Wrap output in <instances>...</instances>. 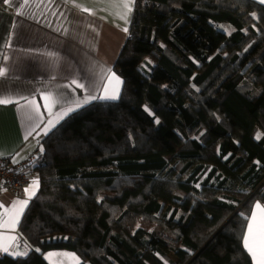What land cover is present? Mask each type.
<instances>
[{
  "label": "trees",
  "instance_id": "obj_1",
  "mask_svg": "<svg viewBox=\"0 0 264 264\" xmlns=\"http://www.w3.org/2000/svg\"><path fill=\"white\" fill-rule=\"evenodd\" d=\"M114 70L119 100L44 139L20 225L29 253L0 264H51L55 251L81 264H253L242 238L264 204V5L138 0Z\"/></svg>",
  "mask_w": 264,
  "mask_h": 264
},
{
  "label": "crops",
  "instance_id": "obj_2",
  "mask_svg": "<svg viewBox=\"0 0 264 264\" xmlns=\"http://www.w3.org/2000/svg\"><path fill=\"white\" fill-rule=\"evenodd\" d=\"M75 3L93 14L74 7L72 2L66 0H51V3L43 0L38 8H25L24 15L16 14L20 0H11L6 10H0V68L6 69V75L0 77V98L20 101L19 104L0 105V158L7 157L16 164L27 163L35 153L40 151L42 155L44 139L69 116L94 102L117 101L120 98L123 81L115 73L114 66L130 38L138 0H135L127 22L115 14L122 10L114 8L112 0H75ZM124 28L128 29L127 32ZM9 43L11 47H6ZM112 73L122 81L119 98L102 100L99 97L103 95ZM73 80L85 87L77 88L72 84ZM42 94L59 98L60 103L53 107V113L62 112L68 107L75 108V111L55 122L47 134L45 128L50 120H54V116L44 108ZM91 96L97 98L76 108L77 100L83 101ZM23 97L37 101L43 113L42 121L29 118L34 114L30 108L21 107L27 103ZM26 173L30 177L27 187L32 180L38 179L39 188L24 209L15 231L0 229L4 235L17 237V244L22 219L40 189L39 176L27 168ZM3 189L0 204L5 208L18 199H27L26 195L16 197L8 188ZM257 203L264 206L261 202ZM2 212L3 209H0ZM13 250L10 248V251ZM4 253L15 258L22 257Z\"/></svg>",
  "mask_w": 264,
  "mask_h": 264
},
{
  "label": "snow or ice",
  "instance_id": "obj_3",
  "mask_svg": "<svg viewBox=\"0 0 264 264\" xmlns=\"http://www.w3.org/2000/svg\"><path fill=\"white\" fill-rule=\"evenodd\" d=\"M11 0H4L5 4H9ZM66 2H72L73 6L76 8H80L82 11L89 12V14H93L89 9L83 8L80 4L75 3V0H66ZM258 3L264 4V0H257ZM43 3V0H20V4L18 5L17 15H24V9H31L33 7H40ZM51 3V0H49ZM135 0H112V6L116 9H121L122 11H117L115 14L118 18L125 20L127 22L128 16L131 14L133 10V5ZM255 18V14H253ZM127 32V28L123 29ZM6 47H11V44H7ZM7 59V57H5ZM6 75V69L0 68V77H4ZM122 81L119 80V77L112 73L108 78V83L103 89V95L99 98L102 100H116L119 98V85ZM72 84L77 88L83 89L85 86L83 84L78 83L76 80L72 81ZM67 87V86H66ZM97 97L91 96L86 97L83 101L77 100L76 108L81 107L83 104L89 103L91 100L96 99ZM23 99L27 102L25 105H21L24 108H30L31 112L34 116H30L29 118H39L41 121L43 120V113L40 111V105L37 103L35 99H29L27 97H23ZM42 99L44 100V108L47 109L49 115L54 116V120H50L48 122V126L45 128V134L47 131L55 126V122L62 119L68 113L75 111V108L68 107L64 111L59 113H53V107L60 103L59 98L53 97L51 94H42ZM11 103L19 104V100H12L11 98H0V105H8ZM147 110V109H146ZM159 123V121H157ZM39 125H37L38 127ZM259 139V136H257ZM14 163L16 161H13ZM39 188V180L34 179L31 181L30 185L24 189L25 195L27 199L16 200L14 201L10 207L5 208L3 204H0V209H3V212L0 213V229H5L8 232H14L16 226L20 221V217L23 215L24 209L28 206L29 201L35 195L36 191ZM6 191V189H3ZM249 220V223L246 226V234L243 236V246L245 250L249 253L254 261V264H264V206L260 203L255 205V211L252 212L250 217H246ZM17 237L12 235H4L0 233V251L6 252L10 255L14 256H25L26 252L19 251L20 245L16 243ZM10 248H14L15 250L10 251ZM37 251H39L37 249ZM76 264H79L78 258H76Z\"/></svg>",
  "mask_w": 264,
  "mask_h": 264
},
{
  "label": "built area",
  "instance_id": "obj_4",
  "mask_svg": "<svg viewBox=\"0 0 264 264\" xmlns=\"http://www.w3.org/2000/svg\"><path fill=\"white\" fill-rule=\"evenodd\" d=\"M7 4L4 3V0H0V10H6ZM41 156V153L37 152L35 155H32L27 163L16 164L11 159L7 157L0 158V195L3 188H8L13 195L20 197L21 193L27 187V184L30 181L29 175L26 173V168L29 169V165L38 161V158ZM20 245L19 250L23 252H28V244L23 236H20L18 240ZM3 255L0 251V257Z\"/></svg>",
  "mask_w": 264,
  "mask_h": 264
},
{
  "label": "rangeland",
  "instance_id": "obj_5",
  "mask_svg": "<svg viewBox=\"0 0 264 264\" xmlns=\"http://www.w3.org/2000/svg\"><path fill=\"white\" fill-rule=\"evenodd\" d=\"M226 27L225 29H227ZM228 30V29H227ZM25 192L23 191L20 196H24ZM2 255H5L4 252L1 251ZM50 258V259H49ZM76 256L75 254H71L64 251H55L48 253L47 259L51 264H76ZM79 264H81V260L78 258ZM53 262V263H52Z\"/></svg>",
  "mask_w": 264,
  "mask_h": 264
},
{
  "label": "clouds",
  "instance_id": "obj_6",
  "mask_svg": "<svg viewBox=\"0 0 264 264\" xmlns=\"http://www.w3.org/2000/svg\"><path fill=\"white\" fill-rule=\"evenodd\" d=\"M39 152H40V151H39ZM39 158H40V157H39ZM39 158H38V159H39ZM16 197H17V196H16ZM21 236H22V235H21ZM19 251H20V250H19ZM28 253H29V252H27V255H28ZM4 256H7V255H3L2 257H4ZM25 256H26V255H25ZM23 257H24V256H23ZM0 258H1V257H0Z\"/></svg>",
  "mask_w": 264,
  "mask_h": 264
}]
</instances>
